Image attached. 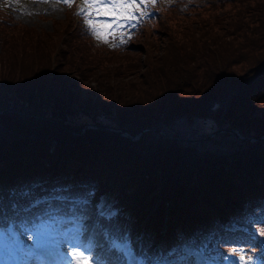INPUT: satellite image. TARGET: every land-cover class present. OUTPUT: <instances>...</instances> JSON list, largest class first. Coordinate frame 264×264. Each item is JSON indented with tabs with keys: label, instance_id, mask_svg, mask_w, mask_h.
I'll list each match as a JSON object with an SVG mask.
<instances>
[{
	"label": "trees",
	"instance_id": "16d2710c",
	"mask_svg": "<svg viewBox=\"0 0 264 264\" xmlns=\"http://www.w3.org/2000/svg\"><path fill=\"white\" fill-rule=\"evenodd\" d=\"M211 1L145 0L116 47L79 0L50 29L0 4V252L68 215L101 264H264V0Z\"/></svg>",
	"mask_w": 264,
	"mask_h": 264
},
{
	"label": "snow or ice",
	"instance_id": "6c2138e0",
	"mask_svg": "<svg viewBox=\"0 0 264 264\" xmlns=\"http://www.w3.org/2000/svg\"><path fill=\"white\" fill-rule=\"evenodd\" d=\"M69 7L76 0H62ZM145 0H79V4L74 15L82 17L83 24L90 34L98 43L107 44L109 47H116L127 41L116 37L122 35L119 29L123 28L124 21H131L138 17L134 13H145L141 11L140 4ZM148 3H154L155 0H147ZM107 17L111 19H100ZM259 234L264 236V230ZM40 232L37 231V237ZM65 243L70 245L67 251L68 264H97L96 258L92 255L93 247L91 241H87L81 235L70 237ZM234 253L233 264H241L245 260H252V256L245 257L239 254L237 249L229 250Z\"/></svg>",
	"mask_w": 264,
	"mask_h": 264
},
{
	"label": "rangeland",
	"instance_id": "374dc122",
	"mask_svg": "<svg viewBox=\"0 0 264 264\" xmlns=\"http://www.w3.org/2000/svg\"><path fill=\"white\" fill-rule=\"evenodd\" d=\"M7 1L9 2V4L15 6L16 8V11L14 13L16 20L20 21V23H25L27 25H39L40 28L50 29L52 19H55V18L58 19V18L64 17L65 6L62 5L58 0H7ZM214 1L216 0H212L211 2H214ZM194 4L195 5H191L190 9L187 8L184 11L183 15H186L190 19H194L195 13H197V11H195L197 8V4L196 3ZM237 135H238V132H237ZM129 138L136 139L138 137L131 136ZM53 232L54 231L47 229L44 233H41L39 237H37V234H36L33 238L34 240H37V241L42 240L41 243H43L44 241H48V240L57 241L58 236H54V234H52ZM75 234H76L75 230H71V231L62 233V237L64 241H66L70 237L76 236ZM17 245L19 246V243H17ZM67 246L70 249V245L67 244ZM35 247L36 246L31 247L30 251L27 250L28 252L26 253L31 254V252H34ZM122 249H123V252L125 253V256L127 257V261H126L127 264H135V261L133 262V259H135L136 255L129 250L127 245H124ZM243 252H245V250ZM6 258H7L6 261L3 263L0 262V264H19L20 261L23 262L26 259V257H22L21 253H19L18 251L16 252V254H12V253L7 254ZM67 258H68L67 252H63L61 254V259L62 261H65V264H68Z\"/></svg>",
	"mask_w": 264,
	"mask_h": 264
},
{
	"label": "water",
	"instance_id": "95a60500",
	"mask_svg": "<svg viewBox=\"0 0 264 264\" xmlns=\"http://www.w3.org/2000/svg\"><path fill=\"white\" fill-rule=\"evenodd\" d=\"M223 129H217V130H215L214 132H212L210 135H208L206 138H210V137H212L214 134H216V133H218V132H220V131H222ZM230 132H232L233 134H235V135H237V132H236V130H229ZM243 139H247L246 137H244Z\"/></svg>",
	"mask_w": 264,
	"mask_h": 264
}]
</instances>
